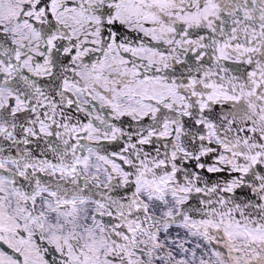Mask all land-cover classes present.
Listing matches in <instances>:
<instances>
[{
    "label": "snow or ice",
    "instance_id": "obj_1",
    "mask_svg": "<svg viewBox=\"0 0 264 264\" xmlns=\"http://www.w3.org/2000/svg\"><path fill=\"white\" fill-rule=\"evenodd\" d=\"M0 264H264V0H0Z\"/></svg>",
    "mask_w": 264,
    "mask_h": 264
}]
</instances>
